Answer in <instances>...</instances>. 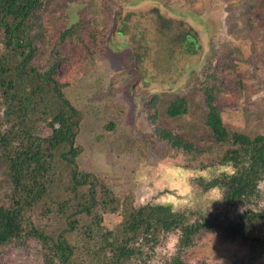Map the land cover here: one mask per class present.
I'll use <instances>...</instances> for the list:
<instances>
[{
  "label": "rangeland",
  "instance_id": "374dc122",
  "mask_svg": "<svg viewBox=\"0 0 264 264\" xmlns=\"http://www.w3.org/2000/svg\"><path fill=\"white\" fill-rule=\"evenodd\" d=\"M36 15L39 54L32 65L45 69L56 60L64 93L82 113L75 141L81 171L95 174L130 205H179V211L192 213L190 221L213 215L231 220L247 207L264 208V197L230 205L222 188L203 190L196 179L227 171L228 164L202 169L204 157L194 159L155 133L166 127L200 147L212 144L200 90L205 67L216 76V104L228 129L264 134V0H45ZM78 21L84 22L82 34L68 38L57 47L62 54L54 56L60 31ZM187 35L197 44L191 49ZM177 96L187 98L188 113L167 118L166 107ZM4 111L1 106L2 119ZM40 131L47 136L51 130L42 125ZM227 147H215V157ZM3 168L0 205H12ZM55 196L73 197L64 184ZM47 205L52 201L25 214L22 238L0 243V264H60L50 241L27 234L34 225L56 237L66 227L63 217L45 213ZM122 207L103 213L106 229L123 221ZM260 232L264 234V226ZM172 233L180 237L181 232ZM65 234L76 247L72 264L110 263L82 232ZM154 248L143 245L140 256L128 264H148ZM183 257L192 264H264V259L250 257L248 244L226 240L218 230L201 232Z\"/></svg>",
  "mask_w": 264,
  "mask_h": 264
},
{
  "label": "trees",
  "instance_id": "16d2710c",
  "mask_svg": "<svg viewBox=\"0 0 264 264\" xmlns=\"http://www.w3.org/2000/svg\"><path fill=\"white\" fill-rule=\"evenodd\" d=\"M44 2L0 0V105L5 110L4 118H0V169L3 165L8 195H12L13 200L12 205H0V243L22 238L25 214L49 199L52 205H47L45 213L63 217L66 227L56 237L34 225L27 234L44 242L50 241L60 264H72L76 247L65 233L76 231L93 242L97 254L109 258V264H128L140 256L143 245L155 246L165 234L175 231L181 232L179 250L170 264H192L184 260L185 249L194 244L201 232L215 230L226 240L248 244L252 259H264V234L260 232L264 226V208L247 207L231 220L213 215L190 221L192 213L178 211L173 214L171 204L130 205L116 197L95 174L79 169L80 148L75 141L82 113L64 93L66 83L58 77L56 60L49 62L45 69L32 65L39 54L36 40L40 37V33L33 32V27ZM163 23L168 26L166 21ZM83 28L84 22L78 21L61 30L53 55L62 54L57 47L66 44L70 37L80 36ZM192 45H197L195 39L187 35L186 46L191 49ZM206 70L204 67L200 90L207 106L205 124L212 136V144L200 147L166 127H157L155 133L159 139L194 159L204 157L206 161L200 162L202 169L216 164L235 166L238 169L235 176L224 171L210 178L200 176L196 181L206 191L222 188L227 204L245 201L248 204L257 197L255 181L264 178V134L250 136L228 129L216 104V76ZM191 72L196 70L191 69ZM156 100L155 97L153 103ZM187 113L185 96H177L165 110L167 118ZM159 114L160 110L155 107L153 116ZM42 125L51 130L47 136L41 134ZM222 145L228 147L215 157V147ZM58 159L63 162L61 165ZM61 184L73 197L56 198V190ZM121 206L123 221L106 229L103 213H115ZM141 239L144 241L139 243Z\"/></svg>",
  "mask_w": 264,
  "mask_h": 264
},
{
  "label": "clouds",
  "instance_id": "9594fccd",
  "mask_svg": "<svg viewBox=\"0 0 264 264\" xmlns=\"http://www.w3.org/2000/svg\"><path fill=\"white\" fill-rule=\"evenodd\" d=\"M228 174L235 176L238 173V169L231 163L225 166ZM255 194L257 197H264V178H258L255 181ZM180 210L179 205H173L171 211L173 214ZM179 245V237L173 233H167L163 238L155 245L153 258L148 264H166V260L175 255Z\"/></svg>",
  "mask_w": 264,
  "mask_h": 264
}]
</instances>
